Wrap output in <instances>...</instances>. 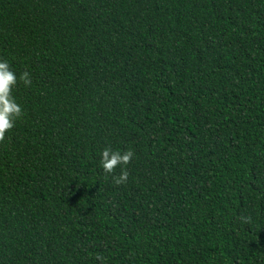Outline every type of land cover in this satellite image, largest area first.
<instances>
[{
    "label": "trees",
    "instance_id": "16d2710c",
    "mask_svg": "<svg viewBox=\"0 0 264 264\" xmlns=\"http://www.w3.org/2000/svg\"><path fill=\"white\" fill-rule=\"evenodd\" d=\"M0 59V264H264V0H0Z\"/></svg>",
    "mask_w": 264,
    "mask_h": 264
},
{
    "label": "clouds",
    "instance_id": "9594fccd",
    "mask_svg": "<svg viewBox=\"0 0 264 264\" xmlns=\"http://www.w3.org/2000/svg\"><path fill=\"white\" fill-rule=\"evenodd\" d=\"M19 84L30 87L32 84L31 74L23 71L17 76L12 70L7 60L0 59V142L6 139V133L15 127L16 121L22 117L23 110L13 95V89ZM134 152L131 150L120 152L114 151L110 147H105L100 156L99 164L105 174L114 173L117 167H121L118 176H113L115 185H122L127 182L128 171L126 166L131 162ZM240 221L243 224H249L251 217L241 216ZM97 260L103 264V257L99 254Z\"/></svg>",
    "mask_w": 264,
    "mask_h": 264
}]
</instances>
